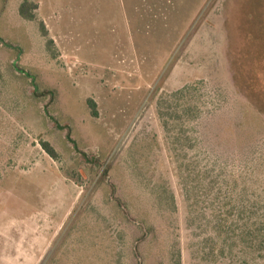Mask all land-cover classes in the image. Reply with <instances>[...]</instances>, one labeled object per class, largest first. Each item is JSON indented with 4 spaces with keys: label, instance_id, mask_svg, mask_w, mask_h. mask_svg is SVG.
I'll list each match as a JSON object with an SVG mask.
<instances>
[{
    "label": "rangeland",
    "instance_id": "rangeland-1",
    "mask_svg": "<svg viewBox=\"0 0 264 264\" xmlns=\"http://www.w3.org/2000/svg\"><path fill=\"white\" fill-rule=\"evenodd\" d=\"M32 1L0 0V264H264V0Z\"/></svg>",
    "mask_w": 264,
    "mask_h": 264
},
{
    "label": "trees",
    "instance_id": "trees-1",
    "mask_svg": "<svg viewBox=\"0 0 264 264\" xmlns=\"http://www.w3.org/2000/svg\"><path fill=\"white\" fill-rule=\"evenodd\" d=\"M38 10V4H36L34 1L32 0H21L20 6H19V15L28 21H35L36 20V13ZM40 30L41 33L43 35V37H47L48 36V32L44 26L43 23H41L40 25ZM50 43H52V40L49 41ZM34 88H35V93L37 92V86L35 85V83L33 84ZM182 92H177V94H174V96H179V94ZM88 104L91 108L92 114L93 116L97 115V112L95 111V104L92 100L88 101ZM42 149L45 153H47L51 158H56V152L55 150L51 147V145L49 143L43 142L42 143Z\"/></svg>",
    "mask_w": 264,
    "mask_h": 264
}]
</instances>
